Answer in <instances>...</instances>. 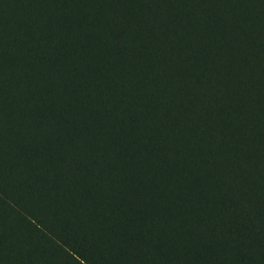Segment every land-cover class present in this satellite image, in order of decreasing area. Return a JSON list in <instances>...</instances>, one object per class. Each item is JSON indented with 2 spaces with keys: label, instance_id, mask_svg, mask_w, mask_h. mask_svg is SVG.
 <instances>
[{
  "label": "trees",
  "instance_id": "trees-1",
  "mask_svg": "<svg viewBox=\"0 0 264 264\" xmlns=\"http://www.w3.org/2000/svg\"><path fill=\"white\" fill-rule=\"evenodd\" d=\"M50 29L4 45L45 63L64 30L74 75L0 54V164L47 210L0 169V264H264V0H70Z\"/></svg>",
  "mask_w": 264,
  "mask_h": 264
},
{
  "label": "rangeland",
  "instance_id": "rangeland-1",
  "mask_svg": "<svg viewBox=\"0 0 264 264\" xmlns=\"http://www.w3.org/2000/svg\"><path fill=\"white\" fill-rule=\"evenodd\" d=\"M46 2L47 0H37V2L32 1L33 4H26L23 2L21 15L13 14L11 9L8 7L9 4L7 2L0 5V40L2 43V46L0 47V54H2L3 57L8 56L9 50L11 49L9 55H17L20 58L22 67L32 73L36 72L37 74L44 71L50 75L59 73L62 77L68 76L69 74L74 75L75 73L71 68V64L74 62L72 58L74 49L66 46L68 43L67 40H69L70 37L64 30L54 29V34H52V41L49 47L51 52H49L45 63H43L45 60L44 57L42 55L39 56L37 47L29 53L27 51L20 52V50L15 48V43L12 47H9V45L7 47L6 44L4 45L7 37L9 43L12 38L14 41L15 38H19L18 36L24 35L25 37L28 33H30L31 28L35 29L39 34L41 32H49L51 30L50 23L59 21L62 11L68 6L70 0H60L59 5L55 8L52 6L51 9L46 8ZM44 7L46 8L45 10H43ZM41 13L45 15V18L41 17ZM36 21H39L40 25H36L35 27ZM8 34L9 36H7ZM52 49L55 51L53 52ZM0 169L6 175L10 176L18 185H20L19 182L16 181L1 164ZM181 171L184 173L188 170ZM23 189L40 207L45 210L43 204L37 198H35L25 188ZM48 214L50 215V213ZM54 220L61 226L58 220ZM81 245L87 250L83 244ZM97 260L101 263L99 259Z\"/></svg>",
  "mask_w": 264,
  "mask_h": 264
}]
</instances>
